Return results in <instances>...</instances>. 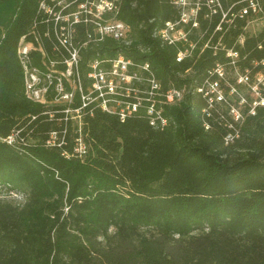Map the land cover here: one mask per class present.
Returning a JSON list of instances; mask_svg holds the SVG:
<instances>
[{"label":"trees","instance_id":"16d2710c","mask_svg":"<svg viewBox=\"0 0 264 264\" xmlns=\"http://www.w3.org/2000/svg\"><path fill=\"white\" fill-rule=\"evenodd\" d=\"M84 1L66 0L62 13ZM113 1L133 42L89 43L83 85L95 57L149 62L163 91L184 90L178 102L156 104L164 128L151 124L147 101L125 121L92 102L80 129L54 93L48 103L29 99L19 43L25 37L55 58L60 24L43 0H0V264H264V27L247 31L264 17V0H255L257 12L251 0H193L198 26L182 23L187 39L173 44L154 31L181 20L176 1ZM75 27L84 40L90 26ZM31 54L42 67V52ZM210 83L227 96L257 84L259 96L245 95L236 120L232 101L219 100ZM81 105L77 92L71 106ZM17 130L15 143L4 140ZM53 132L57 142L48 143Z\"/></svg>","mask_w":264,"mask_h":264},{"label":"built area","instance_id":"2783aa9c","mask_svg":"<svg viewBox=\"0 0 264 264\" xmlns=\"http://www.w3.org/2000/svg\"><path fill=\"white\" fill-rule=\"evenodd\" d=\"M53 5H47L44 0L41 7L46 11L53 13L56 24H60L56 30V36L59 41V47L55 49L59 52L56 57H50L43 50L42 46H35L34 43L26 41L22 37L19 43L18 54L24 69L25 92L29 99L48 103V96L54 93L53 101L55 103L66 104L63 110L65 120H73L81 129L84 119V111L88 104L96 103L104 110L110 113H116L122 121H125L133 112L139 109L144 102H148L147 110L151 115V124L157 128H164L168 119L157 108L156 104L162 102L175 103L184 96V90L177 88L163 91L160 82L153 74L149 62L137 64L131 58L119 54L113 58L101 59L95 57L88 60L90 70L87 78L90 83L85 88L80 73L82 61V50L89 43H98L106 37H112L125 45L133 42L132 29L129 24L117 18L116 12L118 5L111 0H85L80 3L78 10L70 13L62 11L71 5L66 0H52ZM175 3L183 7L181 20L167 21L165 26L156 29L154 36L159 37L162 43H177L180 40H186L188 32L182 26V23H188L193 20V25L198 26L196 14L198 7L192 16L185 11L186 1L174 0ZM251 7L254 11H259V4L251 0ZM55 7H60L59 12H53ZM113 12L112 16H107L106 12ZM245 8L243 12L245 13ZM226 17V13H224ZM84 22L90 26L86 31L84 40L78 39L75 23ZM38 49L42 52L43 66L33 64L31 52ZM190 54V48L180 51L177 59L181 61L183 57ZM229 55H237L236 52L229 51ZM64 65L65 68H59ZM221 73V68L217 69ZM147 75H145L146 73ZM222 74V73H221ZM243 78L240 80L242 81ZM213 91L219 100L224 99V94L217 83H210ZM202 91V87L199 88ZM79 92L82 98V105L72 107L76 93ZM212 100V99H211ZM231 113L236 120L243 117L240 109L232 106ZM20 136V131H14L4 138L9 144L15 143ZM59 136L56 132L52 133V138L48 143H56ZM80 136L76 138L75 151L79 155L87 152V145ZM228 135L227 139H231ZM24 140V138H21ZM59 144H62L61 142Z\"/></svg>","mask_w":264,"mask_h":264},{"label":"rangeland","instance_id":"374dc122","mask_svg":"<svg viewBox=\"0 0 264 264\" xmlns=\"http://www.w3.org/2000/svg\"><path fill=\"white\" fill-rule=\"evenodd\" d=\"M186 1V5H185V11L189 14V16H192L193 13L195 12L194 9H196L195 7V3L196 2H193V0H184ZM264 27V17H262L261 15L259 16V14L255 15L254 18H252L248 25H247V31L250 32V33H257L259 31L262 30V28ZM236 76V73H232V72H229L228 73V79H234ZM242 77H240L239 80H241ZM224 93V91H223ZM250 93L252 95V97H254L255 99H257V97L259 96V93H258V87H257V84H254L252 86V88H250V86H242V89H239V93L237 92H234V91H231V93L228 94V96L226 95V93H224V95H226V99L232 101V104L234 106H236L237 108L239 109H242L244 108V103H245V95ZM241 96V99L239 101L238 100V97ZM2 194V192H0ZM12 198H20L21 196L20 195H15V194H12L10 195Z\"/></svg>","mask_w":264,"mask_h":264}]
</instances>
